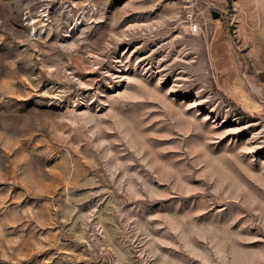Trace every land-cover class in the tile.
Masks as SVG:
<instances>
[{
	"label": "rangeland",
	"instance_id": "obj_1",
	"mask_svg": "<svg viewBox=\"0 0 264 264\" xmlns=\"http://www.w3.org/2000/svg\"><path fill=\"white\" fill-rule=\"evenodd\" d=\"M0 264H264V0H0Z\"/></svg>",
	"mask_w": 264,
	"mask_h": 264
},
{
	"label": "water",
	"instance_id": "obj_2",
	"mask_svg": "<svg viewBox=\"0 0 264 264\" xmlns=\"http://www.w3.org/2000/svg\"><path fill=\"white\" fill-rule=\"evenodd\" d=\"M218 13L217 12H213V16L215 17V18H217L218 17Z\"/></svg>",
	"mask_w": 264,
	"mask_h": 264
},
{
	"label": "built area",
	"instance_id": "obj_3",
	"mask_svg": "<svg viewBox=\"0 0 264 264\" xmlns=\"http://www.w3.org/2000/svg\"><path fill=\"white\" fill-rule=\"evenodd\" d=\"M191 28H192V29H195V28H196L195 24H193V25L191 26Z\"/></svg>",
	"mask_w": 264,
	"mask_h": 264
}]
</instances>
